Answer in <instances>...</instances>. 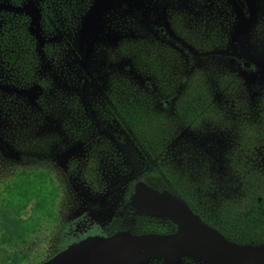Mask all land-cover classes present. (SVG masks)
Returning a JSON list of instances; mask_svg holds the SVG:
<instances>
[{"label": "flooded vegetation", "instance_id": "1", "mask_svg": "<svg viewBox=\"0 0 264 264\" xmlns=\"http://www.w3.org/2000/svg\"><path fill=\"white\" fill-rule=\"evenodd\" d=\"M87 2L90 0H0V65L10 66L7 69L13 77L17 76L12 79L23 80L30 89L19 91L17 96L22 99L15 98L12 91H0V166L5 167L7 161H20L23 156L29 163L32 156L46 164L49 156L55 159L61 167L56 175L43 163L19 166H25L29 172L39 169L55 180L61 207L65 193L63 177L87 182L89 189L85 191L89 196L83 200L88 210L83 218L85 231L103 226L105 237L124 227L131 234L174 233L175 226L168 218L156 220L139 210V205L144 207L142 199L152 196L174 198L207 227L224 228L231 202L238 197L245 199L244 194L238 196L243 181L264 178V168L259 165L260 158L264 159V110H260L264 109V99L257 109L258 117L251 105L254 96L249 99L250 113L241 105L234 107V114L226 113L221 108L224 94L220 92L212 98L203 87L194 85L191 79L196 71L189 65H205L203 74L208 76L207 65L227 64L192 63L188 56L194 51L203 56L227 49L232 40L233 58L224 53L220 60L236 65L239 74L264 75V64L239 49L242 34H249L252 27L249 3L104 0L102 14L109 30L91 46L90 67L86 69L84 61L79 62L77 21H73L72 30L66 34L71 55L61 45L52 55V65H62L61 74L67 71L69 82L82 85L86 94L57 96L56 105L53 100H37V96L47 93L42 90V80L48 77L35 73L36 65H28L35 49L40 51L38 42L33 41L37 35L42 42L47 41L52 36L51 26L64 27L69 23L66 14L70 8L79 14ZM109 4L111 7H107ZM228 31L234 32L233 38L228 37ZM131 39L135 46L130 48L129 56L127 41ZM209 45L211 49L207 51ZM84 49L86 57L87 44ZM64 57L69 59L66 65L62 64ZM79 64L85 71L81 75ZM41 67L46 69V65ZM34 75L38 82L33 81ZM63 89L68 91L66 86ZM240 94L236 93L242 103L246 96ZM217 104L219 111H211ZM255 119L262 124L257 130ZM209 128L223 136L219 148H214L218 156L222 155L218 169L207 155V144L202 143ZM258 130L262 136H257ZM19 132H28V140L39 144V149L16 146L14 136ZM23 167H14L13 179ZM247 208L250 212L260 209L255 205ZM119 217L125 221L123 225ZM58 220H62L60 216Z\"/></svg>", "mask_w": 264, "mask_h": 264}, {"label": "rangeland", "instance_id": "2", "mask_svg": "<svg viewBox=\"0 0 264 264\" xmlns=\"http://www.w3.org/2000/svg\"><path fill=\"white\" fill-rule=\"evenodd\" d=\"M107 1L109 3L112 2V0H107ZM184 1L185 0H181V3L183 4ZM188 1L190 2V4H194L195 1L197 0H188ZM96 2L97 0H90V3L87 2V4L82 7L79 14H77L75 11L72 10V8H70V10L66 14V16L69 18V21H68L69 23H66L64 27L62 26V28H60V26L59 27L51 26L50 32L52 33V36L47 38V41L45 39L42 42V38L39 35L36 36L37 38H35L36 40L33 42L34 43L38 42V47L40 46L39 47L40 51L38 49H35V54L33 58L31 59V62L29 61L28 65H32L31 67L36 65L38 68L37 69L38 72H35L33 70L34 67L32 68V71L38 74H43L48 77L47 80L46 78H43L42 80V86H43L42 90H45L47 92L46 94L48 95L44 94L45 93L44 92L43 93L44 95L42 94L36 97L37 100L38 99L39 100H50V101L53 100L56 105L57 96L61 95L62 97H67V94L71 93L72 95L75 92L76 93L73 95L75 97L77 96V93L81 95L86 94V91H85L86 89H84L82 85L77 84V83L71 84L69 82L67 71H64L65 74H61L62 65H52L53 63L52 55L56 51L55 49L60 45L63 46L65 49H67L69 56L71 55V52H70L71 45L69 44L70 39L68 38L66 34L70 33V31L72 30L73 23H75L73 21H77L75 26L79 25L78 26L79 33L77 35L78 37H76L77 43H79V48H78L79 51L77 50V52L80 53L79 62L84 61L83 64L86 65L87 66L86 69H88V66L90 65L89 61L91 58L90 56H91V51H92L91 46H93V43H95V41L101 38V35L105 33V30L107 32L109 30L107 26L108 23H106V19L104 18V15L102 14L103 11H101L98 17L96 26H93L92 28L93 30L91 34L92 36L88 40L84 39L87 19L89 15L95 9ZM116 4L118 5L119 3H116ZM107 7H111V4L107 5ZM249 8H250V15H251L250 20L252 22V27L250 29L251 31L249 34H246V35L242 34L241 44H240L239 49L242 51L243 54L245 55L249 54L252 60L255 58L257 63L263 65L264 64V36H263L264 35L263 34L264 0H249ZM76 16L77 18L78 17L79 18L75 19ZM72 17H73V20H72ZM129 24L132 25L134 23L129 22ZM144 25L145 23H143V27ZM67 26H70V27H67ZM60 31H63V32L58 33ZM226 33L228 34V37L233 38L232 35L234 32L230 33L228 31ZM54 34L56 35L60 34V36L54 37ZM132 40L134 39L127 41L128 51L130 50L131 47L135 46V43H133ZM86 44L88 45L89 54L86 55L85 57L83 52L85 50L84 46H86ZM227 46H229L227 47V49H219L217 52H212V53L207 52L205 53V55L203 54V56H200L199 54H197L198 51L189 53L188 58L190 62L192 63H194L195 61L197 63L199 61L200 62L201 61H214L216 63L220 62L223 64H227V65H207L206 67L208 68L207 70L208 71L210 70L208 73V76H205L203 74L205 65H189L190 67H194L192 69L193 71H196L192 74L191 81L194 85L203 87L202 90L205 93L209 94L212 98H214L213 96H216V94H220V92L223 93L224 99L222 100L221 108L223 109V111H226V113L230 111L229 113H231V115L232 113L234 114V109H235L234 107L240 106V105L243 110L248 111L250 113L249 99L250 97L254 96L255 99L254 101L251 100V105L253 106V109L256 112L255 114H257V117H258L259 114L257 112V109H260L259 105L264 99L263 98L264 75H260V74L253 75L250 73L239 74L240 72L237 70L236 65L229 64V61H226L225 59L220 60L222 59L224 53L228 58L230 59L233 58L232 53H234L235 50L232 44V40H230V44H228ZM33 47H34V44H33ZM46 49H48V51H45ZM209 49H211L210 45L207 48V51ZM43 54H46L44 55L46 56L45 59H43ZM128 54L129 56H131L132 51H129ZM65 57L62 58L63 65H66L67 64L66 62L69 61V59H66ZM81 64L78 65V71L80 75L82 74V72L83 73L85 72L80 67ZM42 65H46V69L42 68L41 67ZM0 66H3V65H0ZM3 67H5V69H3L2 77H0L2 79L0 81V91H4V92L12 91L15 93V98L22 99L21 97L17 96L19 91L23 90L25 92L27 90L30 91V89L27 88V84H25L23 80L21 79L19 80L17 79L16 81L13 80L17 76L13 77L12 73L10 72V69H7L10 66L5 64V66ZM195 68L197 69L195 70ZM86 73H87V70H86ZM143 76L145 77V75ZM32 79L33 81L35 80L38 82V79L35 77V75ZM64 86L68 87L67 92L63 89ZM220 87L222 88L220 89ZM237 92L241 93L240 95L244 94L246 96V98L242 100V103L240 101L239 95L238 96L236 95ZM226 95L227 96L229 95L230 97H227ZM18 104L19 103L16 102V105ZM53 104L50 103V105H53ZM262 106H264L263 103H262ZM219 107L220 105L216 108L215 107L212 108L211 111L213 110L219 111L220 109ZM237 109L238 107L236 108V110ZM260 110L263 111L264 110L263 107H261ZM52 111L54 112V110ZM50 114L51 113H49L48 115ZM208 120L211 121L212 119H208ZM246 125L247 127H249V124H246ZM254 125H255L256 130L262 126L261 123L259 124L257 123V120ZM214 127L215 126H213L212 128ZM20 129H25V128L19 127V130ZM256 133H257V136L258 135L262 136L263 134L260 130H258V132ZM28 135H29L28 132L16 133V135L14 136L16 146L21 147L25 150L26 148L24 145H27L28 148L32 147L35 149H39L38 148L39 144L31 143L30 140H28L29 138ZM222 139H223V136L220 132L217 133V130L209 128L208 131L203 135V140H202V143L204 145L207 144V147H208L206 151L207 155L211 158V161L213 162L214 166L217 169L220 168L222 155L219 154L218 156V153H216V150L214 148H217V147L219 148L220 142L222 141ZM33 141L35 143L37 142V139L33 138ZM28 160L29 159L26 156H23L22 160L20 161L18 160H16L17 162L10 161V163L7 161L5 167L0 166V209L4 202V194H5L4 190L6 187L4 185V181L13 179L14 176L12 175V172H13L14 167L15 169H17L18 167H23V166H19L22 164L25 166H30V165L40 166L43 163L44 165L42 166L46 165L44 168L49 169L50 171L54 172L55 175L59 172L58 169L61 168L60 165H56V160L51 158L50 156L46 160L48 161L47 163L48 165L44 163L45 160L44 161L38 160V158H36L35 156L31 157L30 163L27 162ZM259 165L260 167L264 168L263 158H260ZM25 166L23 167L24 169L26 168ZM62 167H64L66 171V167L65 166H62ZM63 178H64L63 180L65 181L64 182L65 183V186H64L65 193H63V197H64V199H62L63 204H62V207L60 206V210H59V216L62 220H60L57 225H51V230L44 232L42 235H40L37 241H34L36 242L34 245H31L32 243L31 237H28L27 243L26 242L22 243L21 241L16 240L13 242L12 246L5 247L7 248V251L1 254L0 264H26V263L43 264L49 260H52L57 255L89 239L113 238L121 234L133 236V237L146 236V235H151V234L166 236L164 234H159V233H150L151 231L144 233L143 235L131 234L129 232L130 231L129 228H126V227H124V230H122L121 232L113 236H109V237L103 236L104 231H105V228H102L103 226L91 228L85 231L83 218L87 216L88 210L84 206L83 200L89 196L87 191H85V189L86 190L89 189L87 188L88 186L87 182L80 181L76 177L71 179L70 176L68 175L67 177H63ZM152 197H155V196H152ZM139 199H142V197H140ZM168 199H172V198L169 197ZM60 200L61 199L59 198V201ZM143 208L140 207L139 205V210L142 213L144 212V214L148 217H153V219H156V220H165L166 218H168L171 224L172 225L174 224L175 226V232L171 234H176L179 231V225L173 218L160 214V213L157 214L151 211L147 212L148 209L144 210ZM32 209H33V203L31 202L27 206V208H25L24 213H22L21 219L23 220L30 219L31 215H33ZM8 214L11 219L16 216L14 211ZM134 214L136 213H131V216L132 217L136 216ZM158 215L160 216L163 215L164 217H160ZM119 218H120L119 219L120 225H123V222L125 221L121 217ZM2 222H3V218H2V214L0 213V235L3 234L5 231L3 228ZM127 225L129 224L127 223ZM142 227L143 226H140L139 228H142ZM171 234H167V235H171ZM144 264H167V263H166L165 258L156 257L153 259H149ZM178 264H206V263L194 257H183L180 260V262H178Z\"/></svg>", "mask_w": 264, "mask_h": 264}, {"label": "water", "instance_id": "3", "mask_svg": "<svg viewBox=\"0 0 264 264\" xmlns=\"http://www.w3.org/2000/svg\"><path fill=\"white\" fill-rule=\"evenodd\" d=\"M103 6V0H97L87 19L85 40L92 36V28ZM172 199L144 197L142 204L151 212L173 218L179 225L176 234L139 237L121 234L113 238L89 239L43 264H144L156 257L165 258L167 264H178L183 257H194L206 264H264V245L231 243L204 225L186 206Z\"/></svg>", "mask_w": 264, "mask_h": 264}, {"label": "trees", "instance_id": "4", "mask_svg": "<svg viewBox=\"0 0 264 264\" xmlns=\"http://www.w3.org/2000/svg\"><path fill=\"white\" fill-rule=\"evenodd\" d=\"M4 183L6 187L0 213L5 231L0 235V256L7 251L5 247L12 246L16 240L27 243V238L31 237V245H34L36 243L34 241H37L40 235L51 230V225L59 223L61 205L59 185L39 169L31 172L21 169L14 179ZM242 184V192L238 196L244 194L245 199L238 197L231 202L230 207L227 208L230 213L224 217V228L216 230L209 228L219 231L218 233L231 243L262 246L264 245V178L256 181L245 180ZM259 198L261 202H258ZM31 202L33 215L28 220L21 219L22 213ZM250 205L260 209L250 212L247 208ZM12 211L16 216L11 219L8 213Z\"/></svg>", "mask_w": 264, "mask_h": 264}]
</instances>
